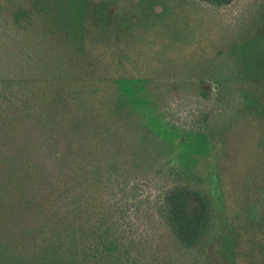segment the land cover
Wrapping results in <instances>:
<instances>
[{
	"label": "trees",
	"instance_id": "obj_1",
	"mask_svg": "<svg viewBox=\"0 0 264 264\" xmlns=\"http://www.w3.org/2000/svg\"><path fill=\"white\" fill-rule=\"evenodd\" d=\"M236 2L0 0V264H264V0ZM142 17L198 58L135 60Z\"/></svg>",
	"mask_w": 264,
	"mask_h": 264
},
{
	"label": "rangeland",
	"instance_id": "obj_2",
	"mask_svg": "<svg viewBox=\"0 0 264 264\" xmlns=\"http://www.w3.org/2000/svg\"><path fill=\"white\" fill-rule=\"evenodd\" d=\"M248 0H237L236 4L234 7H232L228 12H230L232 15L234 12H236L237 8H242L243 5L245 3H247ZM224 17V14H222ZM141 22L140 25H138V34H137V38H140L141 36L144 37H150L152 40H154L155 44H148V42L150 43V41L152 40H142L138 41V45L134 44V46L136 47V49L139 50L140 55H144V59L142 60L141 58H136L135 60H139V61H144L146 58L149 57H164L166 59L170 58L173 59L172 62L174 66H182V62L186 61L188 63H192L195 59H197L198 57L195 56L194 53H192V51L194 52L196 49V45L195 42L193 43H189L188 45L183 44L181 42L176 43L174 41H164L162 42V39H155V30L157 29L156 24L151 25L149 27H146V24L144 22L145 19L142 17L141 18ZM142 25V26H141ZM145 25V26H144ZM160 28L157 29V31ZM147 41V42H145ZM192 41V40H191ZM176 43V44H174ZM174 44V45H173ZM208 44V43H207ZM206 44V45H207ZM139 46V48H138ZM167 46H172L170 48H164ZM115 50H123V47L121 44H114L112 46ZM208 49V48H207ZM127 53V52H126ZM126 53L124 52V54L126 55ZM194 54V56H193ZM122 55V51H116L111 53V58H113V61L115 59L120 60ZM204 59L206 60L208 56L203 55ZM143 58V57H142ZM201 58V57H200ZM141 62V63H142ZM137 64L140 65V67L142 66V64ZM124 68H130V67H124ZM115 69V68H112ZM143 70V69H141ZM195 109H186L183 110L182 112V116L183 117H190L193 116L191 115L192 112H194ZM223 141L225 140L224 143H226V148L225 151L222 152V163L224 162V160L226 161V163L228 164V166H231L230 168L233 167V163L236 157L239 156V152L240 150L244 149V148H249L251 150L252 145L255 143L254 140V135H253V130L251 129V127L247 124H241L239 128L234 129L232 132L227 133L225 136H223ZM155 149L154 146H152L151 150ZM149 150V148H148ZM147 151V150H145ZM231 154H235V158L233 159L229 157V155ZM228 178V177H227Z\"/></svg>",
	"mask_w": 264,
	"mask_h": 264
}]
</instances>
